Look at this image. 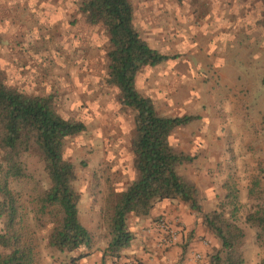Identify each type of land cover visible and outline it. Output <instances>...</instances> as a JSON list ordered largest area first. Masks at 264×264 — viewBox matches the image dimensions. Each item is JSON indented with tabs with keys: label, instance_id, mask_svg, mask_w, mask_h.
<instances>
[{
	"label": "rangeland",
	"instance_id": "obj_1",
	"mask_svg": "<svg viewBox=\"0 0 264 264\" xmlns=\"http://www.w3.org/2000/svg\"><path fill=\"white\" fill-rule=\"evenodd\" d=\"M129 2L141 38L160 53L176 56L141 68L135 88L153 101L160 115L198 116L186 127L174 129L168 139L172 147L197 157L178 165L176 172L196 186L201 211L221 209L243 229L240 249L245 243L248 250L252 248V262L255 245L264 253L254 239L255 230L243 220L252 205L264 206L261 4L257 0ZM105 48L100 26L85 21L77 0H0L1 79L28 94L50 96L62 117L85 125L80 134L64 140L62 154L75 167L78 219L98 242L105 241L102 212L108 190L118 191L135 177L130 151L133 114L119 103L117 90L102 79ZM23 161L26 177L10 186L20 194L22 224L35 230L31 196L48 186V178L34 149ZM229 187L234 195L225 196ZM183 204L195 219L188 228L180 219H166L176 238L162 247L174 246L169 264H205L218 241L200 224V215ZM47 232V227L36 230V262L44 253L75 254L44 246Z\"/></svg>",
	"mask_w": 264,
	"mask_h": 264
},
{
	"label": "trees",
	"instance_id": "obj_2",
	"mask_svg": "<svg viewBox=\"0 0 264 264\" xmlns=\"http://www.w3.org/2000/svg\"><path fill=\"white\" fill-rule=\"evenodd\" d=\"M77 1L85 21L98 24L105 35L102 79L117 90L119 103L133 114L130 151L135 177L118 191L109 189L104 198L105 246L101 260L119 257L128 246L133 237L126 225L129 213L145 216L156 201L178 200L200 215V224L218 241V246L207 254L205 264H244L240 249L243 229L221 209L201 211L196 186L176 172L178 165L192 162L194 155L172 147L168 139L174 129L186 127L198 116L160 115L153 101L134 85L141 68L176 56L160 53L141 38L133 25L129 0ZM257 1L261 4L259 22L264 27V0ZM84 130L81 120L62 117L50 96L28 94L7 85L0 77V264H36V230L45 227L48 232L44 246L74 252L70 263L89 254L92 235L77 216L80 196L73 184L75 167L62 154L64 140ZM31 149L40 156L48 178V186L31 196L35 230L22 224L20 194L10 186L11 181L26 177L23 157ZM232 195L234 189L229 187L225 196ZM243 220L255 230L257 244L264 247V206L252 205ZM259 264H264V256Z\"/></svg>",
	"mask_w": 264,
	"mask_h": 264
},
{
	"label": "crops",
	"instance_id": "obj_3",
	"mask_svg": "<svg viewBox=\"0 0 264 264\" xmlns=\"http://www.w3.org/2000/svg\"><path fill=\"white\" fill-rule=\"evenodd\" d=\"M196 159L197 157L193 161ZM184 207L183 202L178 200H160L154 202L148 214L145 216H134L129 213L126 218V225L133 237L128 246L121 250L119 257H105L104 260H101L105 241L98 242L92 239V246L88 249L89 254L75 259L71 264H131V262H136V264H169L168 261L172 260L175 254L174 246L163 248L162 244L158 242L156 234L152 232L147 233L146 230L150 226L151 221L159 215H163L170 221L180 219L186 228L190 227L195 218ZM248 249L245 243V246L242 248L244 264H259L258 262L264 256V253L260 254L258 247L255 245V253L253 255H256V259H253L251 262L252 255L250 251L252 248L250 250ZM41 256L42 259L40 261L37 260L36 264L70 263V256L67 254L60 257L55 254L49 255L44 253Z\"/></svg>",
	"mask_w": 264,
	"mask_h": 264
},
{
	"label": "built area",
	"instance_id": "obj_4",
	"mask_svg": "<svg viewBox=\"0 0 264 264\" xmlns=\"http://www.w3.org/2000/svg\"><path fill=\"white\" fill-rule=\"evenodd\" d=\"M147 233L152 232L157 236L159 243L170 244L175 240V231L167 222L163 215H159L151 221L150 226L146 230ZM71 264V263H67ZM131 264H136V262H131Z\"/></svg>",
	"mask_w": 264,
	"mask_h": 264
}]
</instances>
